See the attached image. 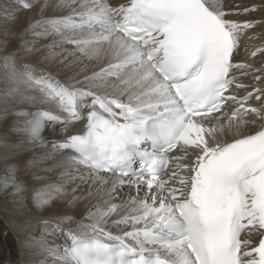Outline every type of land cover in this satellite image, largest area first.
Returning <instances> with one entry per match:
<instances>
[{"label": "snow or ice", "instance_id": "obj_1", "mask_svg": "<svg viewBox=\"0 0 264 264\" xmlns=\"http://www.w3.org/2000/svg\"><path fill=\"white\" fill-rule=\"evenodd\" d=\"M256 12L3 0L0 264H264Z\"/></svg>", "mask_w": 264, "mask_h": 264}, {"label": "bare ground", "instance_id": "obj_2", "mask_svg": "<svg viewBox=\"0 0 264 264\" xmlns=\"http://www.w3.org/2000/svg\"><path fill=\"white\" fill-rule=\"evenodd\" d=\"M239 2L241 4L250 5L252 3H257L258 4V3H260V0H239ZM0 3H2V2H0ZM32 15H33V13L31 11L26 12V13L22 12V14H21V22H23L27 17L32 16ZM262 16H264V14H262L260 12H256V13L251 14V18L259 19ZM240 18L244 19L245 17H240ZM258 27H260V28H262L264 30V26H258ZM260 28H256V30H254V33L257 31V29L260 30ZM247 41L248 40L246 39L244 41V43L247 44L249 46V48H253L255 46H260L261 44H264V38L261 37V36L257 40H255L256 41L255 44H253V43L251 44L250 42H247ZM243 56H244V53L241 52V56L237 57V59H240ZM259 58L263 59L262 62H264V57L259 56ZM91 62H95V65H91L90 64ZM91 62H88L89 63V67H97L98 66L96 61H91ZM254 62H255V64L257 66H259L260 63H262V62H257V59L254 60ZM245 83H250V81H245ZM0 201H2L1 198H0ZM2 216H3V214L0 213V217H2ZM4 227H5L4 224L0 223V232L4 231ZM256 239H257V237H256ZM57 242H61V241L58 240ZM9 251H11L12 258L16 259V246H15V241H14V239H13L11 234H9L6 238L0 237V259H3Z\"/></svg>", "mask_w": 264, "mask_h": 264}, {"label": "rangeland", "instance_id": "obj_3", "mask_svg": "<svg viewBox=\"0 0 264 264\" xmlns=\"http://www.w3.org/2000/svg\"><path fill=\"white\" fill-rule=\"evenodd\" d=\"M0 2H3V0H0ZM22 12H24V13H26V12H29V11H27V10H22ZM257 28H260V27H257ZM256 30V29H255ZM261 30V31H260ZM260 30L259 29H257V31L255 32L256 34H262L263 32H264V30L262 29V28H260ZM263 31V32H262ZM261 37H263L264 38V35L262 36V35H260ZM255 40H257V39H253V41L251 40V41H247V42H250L251 44L253 43V44H255ZM257 59V62H262V60L263 59H260L259 58V56H257L256 58H255V60ZM91 65H95V62H91L90 63ZM2 199V198H1ZM0 205H2V201H0Z\"/></svg>", "mask_w": 264, "mask_h": 264}]
</instances>
